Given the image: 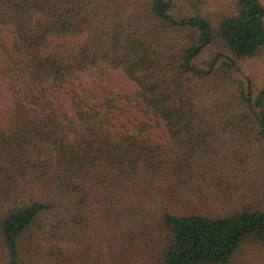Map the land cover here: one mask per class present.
<instances>
[{
  "label": "trees",
  "instance_id": "obj_1",
  "mask_svg": "<svg viewBox=\"0 0 264 264\" xmlns=\"http://www.w3.org/2000/svg\"><path fill=\"white\" fill-rule=\"evenodd\" d=\"M187 1L184 7L178 0H142L135 16L113 7L114 0H0V81L12 101L7 126H0L2 264H21L19 251L38 237L33 226L57 207L47 199L79 195L91 176L100 183L116 178L112 172L129 180L141 171L152 178L166 170L164 146L150 139L149 123L136 119L163 122L170 151H180L171 168L182 169L213 130L190 80L220 68L238 71L236 61L264 54V5L230 0V9L217 16L199 9L204 0ZM5 25L12 27L11 45L1 36ZM161 27L182 36L178 47L163 40ZM85 31L76 52H44L48 36ZM216 43L224 52L198 66L199 54ZM117 69L136 90L113 94L111 70ZM221 77L238 92L226 123L243 122L264 146V88L253 95L248 81L244 90L243 80ZM100 165L104 170L93 174ZM160 222L163 245L151 264H230L243 244H264V209L258 207L222 217L164 212Z\"/></svg>",
  "mask_w": 264,
  "mask_h": 264
},
{
  "label": "rangeland",
  "instance_id": "obj_2",
  "mask_svg": "<svg viewBox=\"0 0 264 264\" xmlns=\"http://www.w3.org/2000/svg\"><path fill=\"white\" fill-rule=\"evenodd\" d=\"M196 1L191 0L195 4ZM260 1L264 5V0ZM178 3L184 7L189 4L187 0H178ZM114 6L125 15L134 13L136 16L137 9L142 8V0H114ZM230 6V0H204L198 7L205 15L219 16ZM139 21L146 25L147 20ZM159 35L163 40L168 39L173 47H178L182 40L176 31L163 27ZM1 36L11 45L12 27L2 26ZM86 37V31L65 37L48 36L44 52H76ZM218 52H224L222 46L217 43L209 46L195 63L205 68L206 62ZM236 64L238 71L220 68L214 76L190 80L198 94V104L212 118L213 130L203 134L199 147L190 154L182 169L181 166L171 168L180 151H170L173 142L163 122L155 124L145 117L136 119V123H149L150 139L164 146L166 170L160 168V173L152 178L141 171L129 180L112 172L116 178L111 176L100 183L94 182L91 176L79 195L64 193L62 201L56 197L47 199L57 207L43 214L33 226L38 237L27 238L32 240L19 251L21 264H151L163 245L160 221L164 212L222 217L242 208L264 209V146L255 130L250 131L243 122L226 123L225 118L237 109L238 92L230 79H225V85L220 82V79L223 81L221 75L228 74L243 80L246 90L248 81L254 95L264 88V54L236 61ZM111 73L113 94L137 89L136 83L122 70H111ZM82 80L89 87V81ZM63 104L68 116L73 118L68 101L63 99ZM11 107L7 84L0 81V126H7ZM174 168H180L183 174ZM103 170L100 165L91 172ZM6 259L0 238V264ZM230 264H264V244H243Z\"/></svg>",
  "mask_w": 264,
  "mask_h": 264
}]
</instances>
